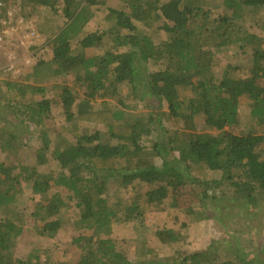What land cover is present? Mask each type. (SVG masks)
Listing matches in <instances>:
<instances>
[{
  "label": "trees",
  "instance_id": "1",
  "mask_svg": "<svg viewBox=\"0 0 264 264\" xmlns=\"http://www.w3.org/2000/svg\"><path fill=\"white\" fill-rule=\"evenodd\" d=\"M122 1L123 10L107 8L97 0H22L23 8L9 15L10 0H0V14L14 21L19 15L29 19L27 8L53 13L61 5L69 21L55 34L54 29L49 34L48 27L43 31L53 45L51 60H38L21 82L7 78L1 83L0 107L39 125L48 118L50 101L31 100L34 94L46 92L44 86L31 82L44 83L45 75H74V83L62 86L60 94L66 119L94 127H72V139L54 148L52 155L62 170L56 177L41 174L35 166L0 162V264H47L48 256L42 263L43 256L36 254L44 245L27 259L16 260L18 239L28 216L42 223L36 229L41 239L54 238L66 224L61 219L63 209L71 204L79 212L75 226L80 235L74 239L81 252L78 264H264V248L245 246L247 236L241 230L247 220L264 238V37L252 32L249 23L251 19L264 33V0H222L225 14L213 20L205 0ZM101 14L112 29L87 34L75 51L72 40ZM162 32L171 37L155 44L153 36ZM106 39L111 42L109 48L97 55L95 49ZM246 52L253 57L247 77L239 73L240 57ZM223 53H232L236 59L218 77L214 64ZM151 59L160 65L158 71L143 66ZM136 95L144 102L146 114L126 110ZM243 98L250 103L253 123L249 127L241 121ZM200 120L203 132L198 131ZM16 141L18 135L6 133L0 146L14 150ZM49 149L46 140L39 162ZM113 181L119 187L145 185L148 189L123 210L105 197ZM23 183L31 185L34 194L45 196L52 187H59L68 196L51 194L28 215L17 205ZM188 188L190 192L185 193ZM227 193L233 195L230 203L238 210L232 216L238 221L234 230L244 236L231 237L234 247L220 242L216 248L188 255L176 248L180 233L167 229L158 231L156 238L174 248L173 257L148 250V259L134 263L110 237L114 222L129 220L140 211L138 202L144 195L151 205L169 200L171 208L191 216L190 222L201 223L212 220L215 210L226 209L218 203ZM90 231L91 235L85 234Z\"/></svg>",
  "mask_w": 264,
  "mask_h": 264
},
{
  "label": "rangeland",
  "instance_id": "2",
  "mask_svg": "<svg viewBox=\"0 0 264 264\" xmlns=\"http://www.w3.org/2000/svg\"><path fill=\"white\" fill-rule=\"evenodd\" d=\"M97 1H103L105 6L110 9H125V4L122 0ZM10 2V12H13V9L23 8L22 0H10ZM205 3V10L209 11L211 20L218 19L225 14L224 7L220 6V4L223 3L222 0H205ZM62 6L63 5L58 7V11L53 13L45 8L30 7L27 8L30 15V17L27 16L29 19L25 17L24 19L21 15L15 19V22L11 19L12 24L7 28L10 29L12 33L9 34L3 41L2 45H0V86L7 78L17 82L23 81L29 73L33 72V68L38 60L52 59L53 45L47 39L48 33H53L52 30L54 29L55 34L61 30L56 28L65 27L66 23H69L67 18L64 17ZM49 17H51L50 21L48 19ZM102 17L103 14L100 15L98 21L87 23L77 37L72 40L75 51L79 49V39L84 38L87 34L96 30L105 31L107 29H112L113 25L106 23ZM249 23L252 32L264 37V33L259 25L253 24L251 19L249 20ZM47 27L49 32L45 35L43 31H47ZM147 33L151 35L150 32ZM29 37L32 41L33 38H37L35 40L37 45H21V43ZM168 37H171V34H165L164 32H162V36H153L155 44L158 45L162 44V42L167 40ZM110 44V40L106 39L102 47L95 49V53L97 55H102L105 50L109 48ZM231 54L223 53L216 60V63L214 64V73L218 77L222 76V72L228 64L236 59L232 58ZM240 61L241 70L239 73H242V76L246 75L247 77L249 75L248 71L252 66V53L246 52L240 57ZM142 64L145 68L148 67L151 71H158V69H160V65H157L152 59L149 60L148 63L145 61L142 62ZM44 77L47 79L44 83H31H34L33 85L38 87L44 86L46 88L45 94H34L30 97L31 100L34 101H50L48 118L44 119L43 123L35 125L32 122H28V120L24 122L22 117L17 116L9 109L0 107V145L3 143L2 139L6 133H14L15 135H18V141H16V147L14 146V150L8 149L7 151H4L0 146V162H4L9 166L20 164L30 167L35 166L41 174L56 177L62 170L59 162L52 155L54 148L60 147L65 142L72 139V127L81 125L82 128L87 127L90 130L94 129V127L92 125H87L86 123L72 124L66 119L60 94L62 92V86L72 85L74 83L75 76L64 75L57 78L45 75ZM138 97L139 96L136 95L135 99L129 101L126 110L134 114H146L148 110L145 108L144 102L138 101ZM165 108H167V106H165ZM249 108V100L243 98L240 103V113L242 115L241 121L245 124V127H249L253 123ZM199 123L200 126L198 131L203 132L202 129L204 127V122L200 120ZM254 125L257 129L260 127L256 123H254ZM168 126L172 127V124H169ZM261 129L262 128L260 127L258 130L259 133H262ZM227 130L228 128H225V131ZM232 130L236 129L233 128ZM206 132L213 133L212 131ZM220 134V132H214V135ZM46 140L50 145V149L45 152L44 160L39 162L38 153L40 149H43ZM160 163L161 162L159 161L158 164ZM14 174H16V172L13 171L12 175ZM30 187L31 185L23 183L24 192L20 195V200L17 204L18 207L28 215L31 214L38 203L50 197L51 194L60 192L62 195L68 196L67 190L60 189L59 187H52L49 193L45 196L34 194ZM147 189L148 188L145 185H142L141 187H136L134 185L119 187L118 183L113 181L110 184L105 197L109 200L110 205L121 204L120 209L125 210V208L132 205V199L134 196L141 194V192L144 194ZM187 192H190V188L185 190V193ZM232 197L233 195L227 193L225 198L218 203L219 208L224 206L226 209L221 212L215 210L214 213H211L212 220L201 223H192L190 222L191 216L188 215L185 210H181V208H171L169 206V200H165L161 205H151L147 203L145 200L146 196L144 195V198L138 202L140 211L132 213V216L128 217L129 220H125L124 218L123 221L114 222L112 224V234L110 237L117 242L120 251L124 253L127 259L134 263L137 261L139 262V260L148 259V254L145 253L148 250H154L155 255H157L158 250L160 252L159 254L164 258L173 257L174 248L168 245H163V243L156 238V233L158 231L167 229L180 233L182 240L176 245V248L182 249L188 255L196 251L216 248L220 245V242L223 243V246L234 247L235 245L232 244L231 237L237 233L241 238L243 234H241V231L234 230L235 223L238 221L232 216L234 211L238 210H236V208L230 203ZM194 204L198 205V199H196ZM78 213V210L75 206L73 207V204L64 208L61 219L65 220L66 224L54 238L49 240L41 239L38 230L36 232L37 227L38 229L39 227L41 228L42 223L39 221H37V223L34 217L28 216L24 232L19 237L15 248V259L23 261L27 259L30 254L35 253L39 247L41 248V246L44 245V249H39L36 252V254L43 256L41 259L42 263L47 261L48 256L50 261L47 264H78L81 252L74 244V239L80 235V231L75 226V222L79 219ZM123 215H125V211ZM241 216H243V213H241ZM243 224L246 227L243 226ZM241 225L243 226L241 230L245 231L244 234L247 236L246 240L244 238L245 246H250L251 249H254L255 246L264 248V238H260V236L256 234L254 224L252 222L249 224L246 220L241 223ZM261 231L264 233V225H261ZM85 234L91 235L92 232H85ZM252 239L254 240V243H248ZM255 251H257V249H255Z\"/></svg>",
  "mask_w": 264,
  "mask_h": 264
},
{
  "label": "built area",
  "instance_id": "3",
  "mask_svg": "<svg viewBox=\"0 0 264 264\" xmlns=\"http://www.w3.org/2000/svg\"><path fill=\"white\" fill-rule=\"evenodd\" d=\"M3 10V3L0 2V11ZM8 14L11 15L12 12H10L11 10L8 9ZM9 21V23H8ZM15 22V21H14ZM12 22H11V18L10 16H3V14H0V45H2L3 41L5 40V38L11 34V30L8 29L7 27L9 25H11ZM21 45H29V46H32L33 43H32V39L29 37L27 40L25 39V41H23L21 43Z\"/></svg>",
  "mask_w": 264,
  "mask_h": 264
},
{
  "label": "crops",
  "instance_id": "4",
  "mask_svg": "<svg viewBox=\"0 0 264 264\" xmlns=\"http://www.w3.org/2000/svg\"><path fill=\"white\" fill-rule=\"evenodd\" d=\"M5 2V1H4Z\"/></svg>",
  "mask_w": 264,
  "mask_h": 264
}]
</instances>
